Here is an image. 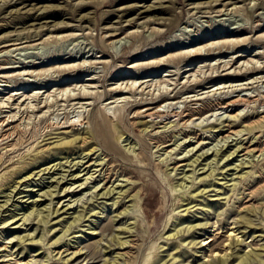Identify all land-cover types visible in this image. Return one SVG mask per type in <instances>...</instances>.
<instances>
[{
  "label": "rangeland",
  "instance_id": "rangeland-1",
  "mask_svg": "<svg viewBox=\"0 0 264 264\" xmlns=\"http://www.w3.org/2000/svg\"><path fill=\"white\" fill-rule=\"evenodd\" d=\"M17 1L25 3L13 6L9 0H0V132L4 128L1 122L5 121L9 122L5 130L20 128L27 134L11 142L18 145L16 150L0 148V192H3L0 206L11 199L7 206L0 207V221L10 219V215H17L19 220L35 200L38 210L46 211L49 204L47 208L52 211L62 209L51 216L47 226L35 218L21 227L15 222L11 226L0 225V264H14L20 259L30 264H108L116 259L118 264H212L218 262L215 253L223 256L226 252L229 257L226 264H240L249 254L252 255L247 264H264V160L262 156L258 161L260 153L254 154L253 159L243 157L242 152L228 162V168H234L243 159L254 160L243 166L252 167L243 170L248 172L245 179H240L241 172L225 170V176L218 175L226 165L220 164L222 169L215 173L218 180L214 183H226L223 189L200 183L210 172L205 174L199 166L195 175L198 179L190 191L205 189L207 193L191 205L196 207L190 212H185L189 203L183 202L185 191L174 189L193 170L188 166L180 168L189 161L174 162L184 157L186 149L193 148L187 146L197 142L194 133L205 139L204 150L225 151L230 146L228 151L233 152L236 144H243V149H264V0H13V3ZM34 20L38 22L36 25ZM112 34L117 36L110 38ZM31 35L33 38L27 39ZM18 36L22 39L18 43L23 44L11 48L14 53L7 56L6 48L1 47L7 44L6 40ZM255 55H260L254 58L259 61L254 64L257 70L242 68ZM226 63L231 65L222 69ZM211 67L218 70L212 72ZM164 78H170L171 82L170 86L162 85L161 91L158 86H143L137 91L141 83L155 85ZM135 81L138 84L133 88ZM69 86L76 90L72 94L77 98L84 99L85 91L88 100L75 101L76 97H72L67 101V97L58 95L47 104L51 92L59 94L57 89ZM32 94H38L40 99H22L23 95ZM11 95L17 96L8 101ZM244 95L256 97L259 103L247 108L217 107L219 102L225 106L229 100ZM162 100L164 111L191 110L183 130L193 135L186 138L181 128L175 129V133L166 132L163 128L166 124L174 126L180 122L176 117L164 119L162 124L160 120L150 122L148 132H143L145 126L135 124L147 121L136 119V111L154 108L156 105L151 104ZM198 110L201 113L195 116ZM79 117L88 118L90 125L67 128L70 121L78 122ZM111 117L113 121L121 118L113 129L115 151L107 149L97 133L101 125L110 128ZM49 123L61 125L47 130ZM207 125L214 128L206 131ZM228 126L233 128L230 132L243 133L239 137L233 135L228 143H217L219 132L223 133L220 138L230 134ZM84 138L91 144L84 154L94 148L98 152L91 153L84 165L73 167L75 162H82L76 150L81 148ZM161 138L162 145L158 144ZM179 139V143L186 142L182 143V149L173 152L174 161L167 167L166 152L175 148ZM200 149L202 146L195 151ZM98 158L107 164L104 176L98 177L100 172L96 170L101 168L93 167L91 173L96 175L83 190L73 188L70 191L75 192L68 196V192L62 193L65 187L80 185L81 181L73 176L83 177L88 172L84 169ZM218 162L221 163L219 158ZM49 167L52 170L43 171ZM173 168L179 170L173 172ZM170 172L171 178L167 176ZM225 177L226 180H221ZM127 179L132 184L124 189L129 191L128 195L142 189L141 206H133L130 198L117 199L115 194L99 196L104 187L126 186L129 183L123 181ZM57 182L60 185L56 189ZM186 186L191 187V180ZM49 190L60 193L52 203L42 194ZM251 193H255V198L250 197ZM116 199L120 204L114 205ZM67 205L71 210H67ZM81 215L82 220L73 223L65 236L74 217ZM190 226L196 227L189 230ZM233 227L239 245L227 251ZM179 229L182 233L170 239ZM28 234L35 242L15 243ZM60 238H63L61 245H52ZM66 241H71L70 246H65ZM118 241L128 244L120 247ZM49 249L52 256L60 253L62 259L69 261L59 260L60 256L47 261ZM254 255L259 256L256 259ZM10 259L13 260L5 262Z\"/></svg>",
  "mask_w": 264,
  "mask_h": 264
},
{
  "label": "bare ground",
  "instance_id": "bare-ground-1",
  "mask_svg": "<svg viewBox=\"0 0 264 264\" xmlns=\"http://www.w3.org/2000/svg\"><path fill=\"white\" fill-rule=\"evenodd\" d=\"M6 1V0H5ZM222 1V0H221ZM241 0H237V2H240ZM4 2V1H3ZM2 2V3H3ZM25 2L24 1H22V2H20L19 3V1H17V2H15V3H13V0H12V2H10V0H9V5H13V6H16L17 4H20V5H23ZM6 5H8V4H5V6ZM230 5V4H229ZM228 6V5H227ZM234 6V5H233ZM236 6V5H235ZM226 7V5L224 6V8ZM26 8V6L25 7H23V9H25ZM236 9V8H235ZM40 11V10H39ZM35 12V11H34ZM45 12V11H44ZM46 12H48V11H46ZM220 13L222 12V11H219ZM41 13V12H40ZM42 14V13H41ZM45 14V13H44ZM37 15V14H36ZM45 16V15H44ZM37 17H40V16H37ZM43 17V16H42ZM33 20V19H32ZM35 22H33L34 24L33 25H36V23H38L37 22V20H34ZM32 25V26H33ZM30 27V26H29ZM19 36H21V35H19ZM18 36V37H19ZM117 35L116 34H112V35H110L109 37L110 38H114V37H116ZM23 38H25V37H23ZM31 38H33V36L31 35V36H29V37H27V39H31ZM22 41V39L19 37V38H17V39H8V40H6L5 41V43H7V44H5L4 46H2L1 48H6V52H4L7 56H9V54H11V53H14V52H12V51H14V49L13 50H11V48H13V47H18V46H20V45H22L23 43H18L19 41ZM2 43V42H1ZM0 43V44H1ZM4 43V42H3ZM10 49V50H9ZM19 49H16V51H18ZM199 52V51H198ZM258 56H260V55H255L254 57H252V56H250L249 57V60H247V61H245L244 63H243V67L242 68H246V70L247 71H249V70H257L256 69V65H254V64H259V61H255L254 60V58H257ZM240 57V55H238V58ZM242 58V57H241ZM246 58V57H245ZM240 61V60H239ZM255 62V63H254ZM238 63V62H237ZM223 64V63H222ZM231 65V63H226V64H224V66H221V68L223 69V68H229V66ZM234 65V64H233ZM250 65H252L253 67H250ZM220 68V67H219ZM230 69H232V67L230 68ZM209 70H211L212 72L213 71H216V70H218L216 67L215 68H213V67H211ZM228 70V69H227ZM188 72H190V71H186V73H188ZM197 73V72H196ZM90 80V79H89ZM91 80H93V79H91ZM151 82V81H150ZM171 82V79L169 78V79H166V78H164V80L163 81H161V82H157L155 85L153 84V85H148L149 83L148 82H144V83H141L140 84V86H139V88H137V91H138V89H140L141 87H143V86H146L147 88L148 87H153V86H158L159 87V90H160V87L163 85L164 87L166 86H168L169 85V83ZM202 83H203V81H201ZM137 84H138V82H134L133 83V88H134V86H135V88H136V86H137ZM201 84V83H200ZM203 84H205V83H203ZM249 84V83H248ZM171 85H172V83H171ZM92 86V85H91ZM170 86V85H169ZM75 87H77L76 85H75ZM90 87V86H89ZM84 88H85V86H84ZM91 88H94V87H91ZM87 88H85L84 90H86ZM162 89V88H161ZM165 89V88H164ZM58 91L60 90V92H59V94H54L55 92H51V93H53V94H47L48 95V101H47V104L49 105V103H50V101H51V98H55L56 96H60V95H62V98H64V97H67L66 98V100L68 101L69 99H71L72 97H76V99H73V100H88L87 99V97L86 96H88L87 95V93H85V91H84V94H85V96H83L84 97V99L80 96L79 98H77V96L76 95H74V94H72V92H75L76 90L75 89H71L70 88V86L69 87H65V88H61V89H57ZM167 90V89H166ZM130 91V93H131V90H129ZM161 91V90H160ZM162 91H163V89H162ZM167 92V91H166ZM89 94V93H88ZM15 96H17V95H11V96H9V98H8V101H11L12 99H14L15 98ZM263 97H264V94H263ZM24 98H26V100H28V99H40V97H38V94H32L31 96H27V95H23L22 96V99H24ZM82 98V99H81ZM200 100V99H199ZM53 101V100H52ZM71 101V100H70ZM24 102H25V100H24ZM192 102H193V100H192ZM113 103V102H112ZM163 103V100L162 101H159V102H157V103H155L154 102V104H151V106H155L154 108H152V107H145V108H143V109H139L138 111H136L135 112V118L136 119H144V120H147V121H140V122H138V123H135V124H138V125H140V126H145L146 128L144 129V131L143 132H148V129L151 127H147L149 124H151L150 122H152V123H154V122H157L158 120H160V123L162 124L163 123V120L164 119H168V118H174V117H176V118H179V119H181L180 120V122H178V123H174L175 125L174 126H168V124H166L163 128L165 129V130H167L166 132H168L169 130H172L171 131V133H175V129H177V128H181V131L183 130V128H186V124H187V120L186 119H188V118H190L191 117V113H189V112H191V110L189 111L188 109H186V111L185 112H176V111H172L171 110V112H167V111H164L165 109H162V107H161V104ZM259 103V99H257L256 97H251V96H249V95H244L243 97H241V96H239V97H237V98H233V99H231V100H229L226 104H225V106H223V104L224 103H221V102H219L218 103V106L217 107H219V109H229V108H239V107H245V108H247V107H250V106H253V105H256V104H258ZM91 105V104H90ZM138 105V104H137ZM217 105V104H216ZM148 106H150V105H148ZM52 106L50 105L49 106V108L48 109H50ZM32 108V107H31ZM45 108H47V105L45 106ZM33 110V112L32 113H35L34 112V110L35 109H32ZM136 110V109H135ZM174 110V109H173ZM27 111V110H26ZM27 113H29L28 111H27ZM200 113H201V111L200 110H198V111H195L194 112V114H195V116H199L200 115ZM116 118V117H115ZM88 119V118H87ZM87 119H85V118H83L82 119V117H79V119H78V122H76V119L75 120H73V121H70L69 123H70V125H69V127H67V128H69V129H75L76 127L78 128V127H82V128H85L86 126H89L90 125V122L87 120ZM111 119V120H110ZM108 121L110 122V128H109V126L107 127H103L102 125L101 126H99L98 127V130H97V133H98V136L99 137H101V139H102V144L107 148V149H109L110 151H115V148H116V146L114 147V145H115V141H114V132H113V129H115L116 128V126H117V124H116V122L118 123V122H120V120H121V118H119L118 120H115V121H113L112 120V117L110 118ZM177 120V119H176ZM166 121V120H165ZM186 121V122H185ZM2 123V127L4 126V128H2L1 129V132H0V148H2V147H12L13 149L12 150H16V147L18 146L17 144H15V145H12V143L11 142H13L14 140H15V138H18V136H24V135H26L27 134V131H23L22 129L20 130V128H14V129H12L11 131H8V130H5L8 126H9V122L8 123H6L5 121H3V122H1ZM10 123H13V121H10ZM98 123V122H97ZM108 124V123H107ZM170 124V123H169ZM60 125H61V123L59 124H56V123H49L48 124V126H46V128L45 129H47V130H49V129H53V128H58V127H60ZM155 125V124H154ZM229 127V129H228V131L227 132H230V131H232L233 130V128L232 127H230V126H228ZM212 128H214L212 125H207L206 127H205V129H206V131L207 130H210V129H212ZM14 130V131H13ZM244 130V129H243ZM214 131H217V130H214ZM245 131H248V130H245ZM180 132V131H179ZM183 134L185 135V137L186 138H189V136L190 135H193V134H191V132L190 131H186V129L185 130H183ZM243 133V131H237V132H230V134H228L227 136H223L222 138H220V136L223 134V133H220L219 132V135H218V137L216 138V139H221L220 141H219V139L216 141L217 143H220L221 144V142L222 143H224V141L226 142V143H228L229 142V140H231L232 139V136L234 135V137H239L241 134ZM249 133H251V131L249 132ZM194 135H196L197 137L195 138V139H197V142H195V143H189V144H191V145H189V146H187V148L188 147H193V148H190L189 150H185V155H183L184 157L180 160L179 159V161H175L174 162V164H177V162H182V161H189L190 163L188 164V165H182V166H180V168L181 167H184V166H188V167H193V170H192V172H191V175H187V174H185L184 175V177L182 178V180H183V182L182 183H180V184H178V185H176L175 187H174V189L176 188V191H183V193H184V191H185V195L183 196L184 197V201L183 202H189L188 204H186V206L188 207L186 210H185V212H190V210L191 209H193V208H195L196 206H192L191 207V205L192 204H194L195 202H197V200L199 199V198H204V196L206 195V193H207V191L204 189V190H202V191H199L198 190V192H196V193H193V192H191L190 190L194 187H192V185H194V183H195V181L198 179H196L195 178V175H196V173H197V168L199 167V166H201V168H200V170H203L204 171V173L206 174V173H208V172H210V174H208V175H206L204 178H201L200 179V183H204V185L206 186V187H208V188H212V187H218V186H220L221 188L220 189H223L224 188V186L225 185H227L226 183H223V184H220V183H214V181H216V179L217 178H215V173L216 172H218L220 169H222L221 170V173H218V175H223V174H227V172L226 173H223L225 170L226 171H234V172H236L235 174H238V173H240L241 172V174H239L241 177H240V179H245L246 177H244V175L246 174V175H248V172H243V170L244 169H246V168H252V167H243V166H246V165H250V164H252L253 162H255L254 160H247V161H245V159H243L241 162H240V164L239 165H236L234 168H228L229 167V165H228V162H230L232 159L231 158H233V156L235 155V154H239V153H242V152H245V154L244 155H242L243 157H250V158H256V156L254 155V154H256V153H260V155L259 156H257V159H258V161H259V159H260V157H262L263 156V159H262V161L264 160V149L263 150H256V148L255 149H253L252 148V150H250V148H244L243 149V144H241V145H238V144H236L235 146H233V147H235V149L233 150V152L231 151H228V149H230V146H228V148H227V150L225 149V151H223V149H220V150H216L215 152H213V151H211V149H208L207 148V150H204L206 147H207V145H205L204 144V142H203V140H205V139H203V140H201V137L199 136L198 137V135L197 134H195L194 133ZM226 135V134H225ZM173 138V137H172ZM162 139V138H161ZM175 139H176V137H175ZM87 140H88V138L86 139V138H84V140H82L83 141V143H82V146H81V148H79V149H77L76 151V154L78 153H80L79 154V156H78V159H81L82 160V162H75V164H74V166L73 167H75V166H78L79 165V163H83V161H85L86 160V158H88V156H90V154L91 153H95V151H97V148H94V149H92L90 152H88L87 154H84V153H86V152H84L85 150L84 149H86V148H89L90 147V143H88L87 142ZM239 140H240V138H239ZM162 141H163V139L162 140H160L159 142H158V144L159 143H161V145H162ZM179 141H180V139L179 140H176L175 141V144H174V146H175V148H173L171 151H169V152H166V154H167V157H166V164H168V163H170V165L172 164V161H174L173 160V156L174 155H176V153H173L174 151H177L179 148H181L182 147V143L183 142H186V140L185 141H183V142H181V143H179ZM228 141V142H227ZM75 143H77V141L75 140L74 141ZM233 142V141H232ZM164 143H166V142H163V144ZM208 144V143H207ZM205 145V147H203ZM247 145V144H246ZM253 145V144H252ZM199 146H202V149H200L199 151H195V150H197L198 149V147ZM211 146H212V144H211ZM217 145H215V147H216ZM165 147V146H164ZM223 148L225 147V145L224 146H222ZM227 147V146H226ZM135 148V147H134ZM134 148H131V149H133L134 150ZM211 148H214V146L213 147H211ZM9 149V148H8ZM182 149V148H181ZM180 149V150H181ZM83 150V151H82ZM98 152V151H97ZM194 152H196V153H194ZM210 152L212 153V155L210 154ZM194 153V154H193ZM96 154V153H95ZM94 154V155H95ZM190 154H193V155H191V157H188ZM12 155V154H11ZM139 156V155H138ZM10 157V156H9ZM99 157V156H98ZM238 157V156H237ZM241 157V156H240ZM142 158V157H141ZM218 158H219V161H221V163L220 162H218ZM67 159V162H69V158H66ZM164 160L165 159H162L161 161H163L162 163L164 164ZM200 160L202 161V162H204V161H206V164H204V165H202V162H200ZM168 161V162H167ZM208 161H211V162H209L208 163ZM217 161V162H216ZM244 161V162H243ZM4 162V161H3ZM66 162V163H67ZM90 162V161H89ZM89 162H87V163H85V165L86 164H88ZM69 163H71L72 164V162H69ZM226 164V165H224V167H222V168H219V166H220V164ZM161 164V163H160ZM83 165H84V163H83ZM196 165H197V167H196ZM214 165V166H213ZM106 166H107V164H105L104 163V159H101V158H98L97 160H96V162L94 163V164H92V165H89L88 167H86V169H84V171H86V170H88V172H87V174H85L83 177H81L82 175L81 174H79L80 176H73V177H75V178H78V182H80L81 181V184L80 185H78L77 187H76V185L75 184H73V186H71V187H65L64 189H62L61 191H62V193H66V192H68V194H67V196L68 195H71L72 193H74L75 191H73V192H71L70 190H72L73 188H75V190L76 189H78V188H83V186H86V184L88 183V181L89 180H92L93 178H94V175H96V174H93V173H91V168H93V167H97L98 169L99 168H101V169H99V170H96V173L97 172H100L99 174V176L98 177H100V176H104L105 175V172L106 171H108V170H106V171H104L105 170V168H106ZM167 167H169V164H168V166ZM240 167H243L241 170H239L238 171V169L240 168ZM52 168L53 167H51V169H50V167L49 168H46L45 170H43V171H47V170H52ZM96 168V169H97ZM177 170H179L178 168H173L172 169V171L173 172H175V171H177ZM199 170V171H200ZM81 171V170H80ZM84 171H82V172H80V173H83ZM184 172H185V170H183ZM93 172V171H92ZM173 172H170V173H168L167 174V176L168 177H170L171 178V176H172V174H173ZM203 173V174H204ZM129 174V173H128ZM234 175V174H233ZM32 176V174L29 176V178ZM85 176H87V177H85ZM223 176H225V175H223ZM84 177H85V179H84ZM227 178L225 177V179H221V180H226ZM191 180V187H189V186H186V183H188L189 181ZM208 180V181H207ZM218 180V179H217ZM129 179H127V180H124L123 182H126V183H129ZM260 180H258V182H259ZM206 183V184H205ZM18 184H20V183H18ZM131 183H129V184H127L126 186H121L120 184L119 185H117L116 186V188L115 189H112L114 186H112L111 188H106V187H104L102 190H104V192L101 194V195H99V196H104V197H108V196H112V194H115V195H118V197H117V199H127V198H130V201L129 202H133L134 204H133V206H135V207H139V206H141V192H142V189L140 188V190H138L137 191V193H135L134 195H132V196H130V194L128 195V193H129V191L128 190H124L125 188H127L129 185H130ZM60 185V182H57V186H55V188L57 189L58 188V186ZM132 185V184H131ZM231 186V185H230ZM87 187H89V186H87ZM178 187H179V189H178ZM16 189H17V187H16ZM84 189V188H83ZM82 189V190H83ZM98 189V188H97ZM97 189H96V191H97ZM116 189H121V190H119V192H115L116 191ZM189 189V190H188ZM15 190V189H14ZM92 190V189H91ZM101 190V191H102ZM249 190V189H248ZM174 191V190H173ZM196 191V190H195ZM194 191V192H195ZM212 191H214V190H212ZM71 192V193H70ZM93 192V191H92ZM175 192V191H174ZM191 192V193H190ZM218 192L219 191H216V193H217V195L216 196H219L220 194H218ZM0 194H3V192L1 191L0 192ZM42 194H44V196L43 197H49L50 198V202L52 203L53 202V198H54V196H56V194H60L59 192L58 193H56V191H51V190H49L48 192H44V193H42ZM179 194H181V193H179ZM254 194L255 193H251L250 194V197L253 199V198H255L254 197ZM74 195V194H73ZM115 195H113V197L115 196ZM177 196H178V194H177ZM181 196V195H180ZM182 197V196H181ZM182 197V198H183ZM98 198V197H97ZM96 198V199H97ZM116 199V202L114 203V205H117V204H120V202H118V200ZM251 199V200H252ZM11 201V199H9V200H7L6 201V203H5V205L7 206V204L9 203ZM34 202H36V203H34L31 207H28L27 209H26V211L24 212V214H23V216H22V218H20L19 220L17 219V215H10V219L9 218H7V219H5L4 218V220L3 221H0V225L2 226V227H6L7 225L8 226H11L12 225V223L13 222H15L14 223V225H19L20 227L21 226H23V225H26V223H28V222H30L31 220H32V218H35V219H38L39 220V223L40 224H44V226H47L51 221H50V218H51V216H53L54 214H57L60 210H58V208L56 209V210H54V211H52L51 209H48L47 207L50 205H48V206H46L45 207V210L46 211H43V210H41V209H37L36 207V204H37V202L38 201H34ZM5 205H2V206H0L1 208H4V206ZM67 207V210H71V207L69 206V205H67L66 206ZM208 207V206H207ZM18 208H16L15 210L16 211H19V210H17ZM127 209V208H126ZM124 211V210H123ZM44 212H47V215L45 216V215H43V213ZM12 214V213H11ZM122 214V213H121ZM125 214V213H124ZM12 216V217H11ZM18 220V221H17ZM80 220H82V215L81 216H76V217H74V220H73V222L72 223H70V225H69V228L67 229V231L65 232V236H66V234L69 232V230H70V227L72 226V224L73 223H76V222H78V221H80ZM19 222H21V223H23V224H18ZM19 226H16L15 228H20ZM194 227H196V226H190L188 229L189 230H191L192 228H194ZM235 228L233 227L232 229H231V233H230V235H229V237H230V240L229 241H231V243H230V245H229V248L227 249V251H229V250H231L233 247H236L237 245H239V238H237V237H239L238 236V234H236V231L234 230ZM131 229H126V231H130ZM182 233V229H179L178 231H177V233L175 234V235H171L170 236V239H174L175 237H176V235H179V234H181ZM64 238V237H63ZM63 238H60L59 240H57V241H55L52 245H54V246H58L61 242H62V240H63ZM78 238V237H77ZM27 241H29V242H35V238L31 235V234H28V235H26L25 237H19L18 238V241L17 242H15V243H17L18 245H22V244H24L25 242H27ZM209 241H211L210 239H209ZM12 242H13V240H12ZM37 242H39V240L37 241ZM42 243H43V241H41ZM70 243H71V241H66V242H64V244H65V246H70ZM118 244H119V246L120 247H124L125 245H127L128 244V241H118ZM48 245V244H47ZM47 245H43V248L44 247H46ZM51 245V246H52ZM61 245V244H60ZM204 245V244H203ZM207 244H205L204 246H206ZM228 246V245H227ZM227 248V247H226ZM68 251V250H67ZM67 251H65V252H67ZM77 253H79V252H76V254ZM81 253V252H80ZM229 253V252H228ZM219 254L217 253H215V258L216 257H218V262H213L212 264H226L227 262H228V260H229V257H228V255H227V252H226V254L225 255H223V256H218ZM252 254H249V255H246V260H249V257L251 256ZM10 256H12V255H10ZM14 256V255H13ZM56 256H60V259L59 260H63V262H66V261H69V259L68 260H64V259H62L61 257H62V254L60 255V253H58ZM56 256H52V252L50 251V249H49V255H48V259H47V261L48 260H52V259H54V257H56ZM214 256V255H213ZM254 256H256L255 258L257 259V257L259 256V255H254ZM51 258V259H50ZM206 258V257H205ZM13 259H10V260H7V261H5V262H11ZM171 261H176V259L175 258H171L170 259ZM212 260V259H211ZM246 260H242L241 262H240V264H247V262H246ZM207 262H209V261H207ZM12 264V263H11ZM14 264H30V262L29 261H27V262H24V260H22V259H20V260H16L15 262H14ZM36 264V263H35ZM39 264H44V263H39ZM108 264H118L117 263V259L114 261V262H110V263H108Z\"/></svg>",
  "mask_w": 264,
  "mask_h": 264
}]
</instances>
